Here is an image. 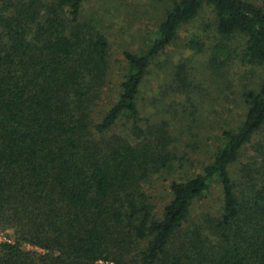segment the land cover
<instances>
[{"label":"trees","instance_id":"16d2710c","mask_svg":"<svg viewBox=\"0 0 264 264\" xmlns=\"http://www.w3.org/2000/svg\"><path fill=\"white\" fill-rule=\"evenodd\" d=\"M87 1H0V234L11 232L0 264H264V135L253 144L264 131V80L241 92L242 120L215 136L199 172L170 183L161 212L147 188L181 162L174 133L188 115L164 114L142 95L151 66L203 5L218 36L244 39L240 60L264 67V5L173 0L146 48L123 52L125 74L100 113L112 64L106 37L83 16ZM212 54L215 70L224 61ZM173 69L164 95L189 94ZM248 146L254 155L233 174ZM213 187L217 210L193 217Z\"/></svg>","mask_w":264,"mask_h":264},{"label":"rangeland","instance_id":"374dc122","mask_svg":"<svg viewBox=\"0 0 264 264\" xmlns=\"http://www.w3.org/2000/svg\"><path fill=\"white\" fill-rule=\"evenodd\" d=\"M172 1L88 0L84 5V18L92 20L109 43L112 84L100 113L105 112L114 101L118 84L125 74L123 52L139 53L146 48ZM256 1L264 5V0ZM192 40L198 44L200 51L190 45ZM243 44L244 39L239 36L228 39L218 36L212 8L203 5L198 16L180 30L176 41L151 66L142 88L145 100L149 102L154 98L156 106L160 108L158 110L164 114H169L165 111L169 106L176 118L182 111L188 115V120L183 121L180 127L184 134L176 130L174 133L178 140L174 144L175 152L182 158L181 162H176L173 170L153 177L147 188L156 212H161L170 199V183L199 172L215 151V136H219L223 129L235 128L240 123L243 110L241 92L257 89L264 80V67H250L240 60ZM215 47L220 50V61H224V65L214 70L210 66V58ZM177 66L182 68L186 80L191 84L189 94L173 95L170 92L164 95L166 84L171 83V72ZM156 109L148 107V115L157 114L160 118L161 114ZM204 112L208 113L205 119L202 118ZM190 113L194 117L189 118ZM164 114L162 116L168 118ZM189 126L193 127L191 132L186 129ZM263 135L264 131L256 136L253 144L262 139ZM253 155L252 147H246L239 165L231 169L232 173L243 168ZM219 195V189L213 187L211 194L195 205L193 217L198 218L203 211L215 213ZM10 234H0V243L8 241L7 235Z\"/></svg>","mask_w":264,"mask_h":264},{"label":"built area","instance_id":"2783aa9c","mask_svg":"<svg viewBox=\"0 0 264 264\" xmlns=\"http://www.w3.org/2000/svg\"><path fill=\"white\" fill-rule=\"evenodd\" d=\"M97 264H112L111 262H108V261H98Z\"/></svg>","mask_w":264,"mask_h":264}]
</instances>
